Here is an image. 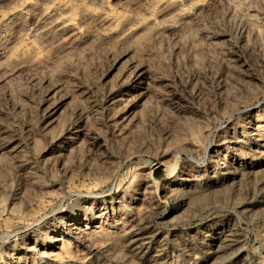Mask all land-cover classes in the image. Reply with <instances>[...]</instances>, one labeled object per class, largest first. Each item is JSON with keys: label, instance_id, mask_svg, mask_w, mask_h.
<instances>
[{"label": "rangeland", "instance_id": "obj_1", "mask_svg": "<svg viewBox=\"0 0 264 264\" xmlns=\"http://www.w3.org/2000/svg\"><path fill=\"white\" fill-rule=\"evenodd\" d=\"M0 264H264V0H0Z\"/></svg>", "mask_w": 264, "mask_h": 264}, {"label": "bare ground", "instance_id": "obj_2", "mask_svg": "<svg viewBox=\"0 0 264 264\" xmlns=\"http://www.w3.org/2000/svg\"><path fill=\"white\" fill-rule=\"evenodd\" d=\"M253 136H254V133H250V134L247 135L245 138L250 137L249 140H250L251 142H252V141L255 142L254 144H255L257 147H259L260 149L263 148V145H261V143H262L261 139L254 140L255 137H253ZM251 137H253V138H251ZM259 148H258V149H259ZM256 149H257V148H256ZM256 149H255V150H256ZM259 153H260V152H259ZM95 218H97V217H95ZM95 218H93V219H95ZM71 226H72V224L64 225V227H67L65 232H67V235H68V236H70V235L72 234V231H71V230H72V229H71L72 227H71ZM60 248H61V247H60ZM60 248H59V249H60Z\"/></svg>", "mask_w": 264, "mask_h": 264}]
</instances>
